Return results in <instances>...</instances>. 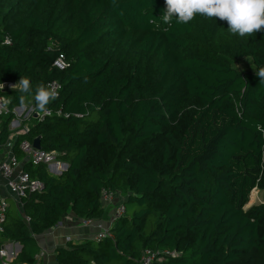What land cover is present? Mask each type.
Returning <instances> with one entry per match:
<instances>
[{"label":"trees","instance_id":"16d2710c","mask_svg":"<svg viewBox=\"0 0 264 264\" xmlns=\"http://www.w3.org/2000/svg\"><path fill=\"white\" fill-rule=\"evenodd\" d=\"M165 9V0H0V83L27 77L34 96L57 81L47 110L68 115L33 119L15 144L18 156L21 141L40 137L67 168L24 164L42 189L21 199L26 221L6 213L0 245L22 247L12 264L32 262L35 238L65 213L102 219V190L125 195L126 215L111 238L57 248L56 264H138L145 249L179 253L153 264H264V202L246 208L264 191L255 75L264 30L240 37L199 15L164 24ZM242 59L249 69L236 67ZM4 95L10 111L19 107L18 91ZM13 118L2 117L0 143Z\"/></svg>","mask_w":264,"mask_h":264},{"label":"built area","instance_id":"2783aa9c","mask_svg":"<svg viewBox=\"0 0 264 264\" xmlns=\"http://www.w3.org/2000/svg\"><path fill=\"white\" fill-rule=\"evenodd\" d=\"M5 45H10L11 41L10 39L6 38L4 41ZM54 68L62 71L67 67L66 60L63 55H58V57L55 59L52 65ZM5 85L4 89L0 91L1 93L7 90H12L11 85H13V82H4ZM52 84L56 88V91L58 93L57 99L59 97V93L61 91V85L57 81H50L46 85ZM54 99V100H55ZM13 114L14 118L13 121H17V118L22 117L25 122L28 123V125L23 129V134H26L29 132V124L34 119V114H38L37 120H42L44 117H50L53 114L58 117H68L67 114H64L61 110L51 112L50 110H47L46 112L41 113H34L33 108L29 109H20L19 107H16L12 111L8 109V104L6 107H0V126H1V120L2 117L6 114ZM12 121V122H13ZM18 148L20 152L23 154V156L28 160V162L32 163L33 165L38 164H44L48 167H51L53 165H57V171L53 172V174L58 175L64 171L66 168L65 164H61L58 160V153L56 152H47L44 150H36L34 149L32 142H29L27 140H23L19 143ZM17 161L14 157L8 159L6 162H2L0 164V174L4 177L6 181L7 189L9 190L10 195H13L19 202L22 198L27 197L29 194L36 193L41 191L42 184L39 181L30 179L29 175L22 171L19 173L16 179H12V175L14 172V167L16 166ZM115 193H111L107 190L101 191V202L102 206H109L112 208V223L114 224L123 218L126 215V208L124 205V201H121V199L118 202L113 201ZM21 203V202H20ZM22 204V203H21ZM8 211V205L4 198L0 197V233H3V223L6 217V213ZM25 218V217H24ZM27 219H25L26 221ZM93 220L86 219L82 220L81 224L84 227H89L92 224ZM103 228L101 225L98 226L99 233L94 237L95 241H101L105 238H111L112 232L111 229L113 228ZM179 255L176 251H162V252H155L150 249H145L142 251L141 256L139 258L138 264H153L156 262H159L163 260L165 257H177ZM43 257V252H39L35 255V258L33 262L27 263V262H21L16 264H42L41 258ZM0 258H1V264H12L13 259H11L7 253L6 250L3 247H0Z\"/></svg>","mask_w":264,"mask_h":264},{"label":"clouds","instance_id":"9594fccd","mask_svg":"<svg viewBox=\"0 0 264 264\" xmlns=\"http://www.w3.org/2000/svg\"><path fill=\"white\" fill-rule=\"evenodd\" d=\"M166 9L160 19L164 24H171L173 19L177 23L188 24L197 15L210 19L225 21L228 31L240 37L251 36L264 30V0H165ZM153 23L156 21L153 20ZM260 82H264V67L255 71ZM5 85L0 83V91ZM13 91H18L19 108L29 107L28 97L35 102L33 110L46 112L48 104L53 101L58 93L52 84L40 83L33 89L29 78L21 76V79L11 85ZM8 96H0V107H6ZM258 130L260 126H257Z\"/></svg>","mask_w":264,"mask_h":264},{"label":"crops","instance_id":"0c3cea01","mask_svg":"<svg viewBox=\"0 0 264 264\" xmlns=\"http://www.w3.org/2000/svg\"><path fill=\"white\" fill-rule=\"evenodd\" d=\"M31 107V102H29V107L27 109H31ZM27 125L28 123L25 121L24 124L20 123L18 120L13 121L9 125V135L7 136L6 141L4 143H0V164L2 162H6L12 157H14L17 161V164L14 167L13 175L11 177L12 179L17 178L19 173L23 171L24 164L28 162V160L20 152L19 148L17 149V151L19 152L18 156L15 155L14 152V147L17 143L18 137L23 133V129ZM60 163L65 164L61 161ZM57 168V165H53L51 167H48L47 169L50 173L53 174V172L57 171ZM0 197L5 199L9 210H14L15 213L21 218V220L25 221L26 217L23 214V207L20 203L21 201L19 202L13 195H10L9 190L6 186V181L1 174ZM124 198L125 195L116 193L114 194L113 201L115 200V202H118L120 199L121 201H124ZM103 210L104 217L100 220L93 219V222L89 227L82 226L81 222L83 219L79 218L74 212L69 211L61 217L60 221L53 228L37 236L35 238L38 247V251L36 252V254H38L39 252H43L41 263L56 264L55 250L57 248L66 247L68 242H71L72 244H78L87 239L94 240V237L99 233V225H101L103 228L112 227V208L103 205ZM0 247H3L6 250L7 255L11 259H13V261L18 256L22 248L21 245L16 242H6L5 244H1ZM35 255L33 256V260L35 258Z\"/></svg>","mask_w":264,"mask_h":264},{"label":"rangeland","instance_id":"374dc122","mask_svg":"<svg viewBox=\"0 0 264 264\" xmlns=\"http://www.w3.org/2000/svg\"><path fill=\"white\" fill-rule=\"evenodd\" d=\"M250 61L249 60H246V59H242L240 61L237 62L236 64V67L238 69H249L250 68ZM32 106V105H31ZM32 108V107H31ZM29 111V109H28ZM17 120L20 122V123H23V118L20 117V118H17ZM12 123V122H11ZM10 123V124H11ZM58 158V157H57ZM60 161V160H59ZM120 194V193H118ZM119 197H122V196H119ZM264 202V191H259V190H253V192L251 193V196H250V199H249V203L248 205L246 206V208H249L251 206H254V205H258L260 203ZM111 215V214H110Z\"/></svg>","mask_w":264,"mask_h":264},{"label":"water","instance_id":"95a60500","mask_svg":"<svg viewBox=\"0 0 264 264\" xmlns=\"http://www.w3.org/2000/svg\"><path fill=\"white\" fill-rule=\"evenodd\" d=\"M34 119H37L38 118V114H34ZM32 145H33V147H34V149H36V150H40L41 149V146H40V137H37V138H35L33 141H32ZM66 168H67V166H66ZM66 169H64V171H65ZM61 174V173H60ZM60 174H58V175H60Z\"/></svg>","mask_w":264,"mask_h":264}]
</instances>
